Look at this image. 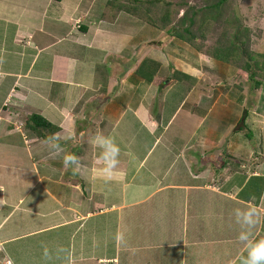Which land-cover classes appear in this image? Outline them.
Segmentation results:
<instances>
[{
  "label": "crops",
  "instance_id": "1",
  "mask_svg": "<svg viewBox=\"0 0 264 264\" xmlns=\"http://www.w3.org/2000/svg\"><path fill=\"white\" fill-rule=\"evenodd\" d=\"M23 1L24 4L18 5L17 0H0V19L8 23L5 24L9 27L6 29H16L14 39L9 38L11 43L8 48L21 51V56H18L10 69L11 73L0 69V93L4 95L0 107L11 106V111L5 114L4 110H0V156L3 160L0 164V264H90L92 259H96L90 256V249L94 248V252L98 250L109 231H112L109 236L114 237L117 230L119 236L117 240L113 238L114 241L122 239L120 226L124 209L161 199L163 189L167 191L164 200L177 204L174 181L184 175L185 171L191 174L195 170L191 169L192 165L194 167L191 163L193 160H199L195 165L201 168L205 163L212 162L214 149H217L218 154V145L221 144L218 141L219 128L231 130L233 127L223 121L227 114L223 104L210 105L207 111L200 107L190 111L183 103L168 123L158 117L153 118L152 105L146 107L144 99L138 98L142 101L139 103L134 97L137 91L134 88L137 84L134 77L137 76L139 63L138 42H128L126 46L120 38L106 40L101 25L94 23L90 26L87 23V17L99 16L97 7L103 5L98 0H44L47 7L38 16L39 22L36 25L25 21V10H39L40 7L36 5L39 0ZM16 6H19V16L16 15ZM75 16L82 18L81 22L85 23L82 25L88 28L85 32L80 31L81 35L76 37L72 29V25L76 24ZM92 27H96V30L90 36ZM42 28H45V32H42ZM43 38H46L44 44L41 43ZM21 39L26 42L22 43ZM123 46L134 50L133 57H128L129 63L125 65L126 69L121 73L113 92L109 93L110 88L104 92L103 99L106 101L102 106L106 108L103 112L95 109L97 116L92 115V112L86 111L87 106L82 107L83 102L90 98L96 100L98 96L92 92L93 89L104 91V86L98 83L110 78L100 80V76H108V72L97 76V68L100 71V66L108 68L102 65L106 56L99 54L119 55L121 58L123 52L120 48ZM77 48L82 49L80 55ZM24 49L32 50L33 58L28 59ZM4 52H0L1 58ZM89 53L92 61L83 62L84 59L89 60ZM123 56L127 57L126 54ZM79 57L82 61H79ZM3 63L0 61V66ZM47 64L50 68L48 71ZM9 66L6 65L7 71ZM112 67L115 68L114 65ZM68 83H76L77 100L72 90L67 92L70 89L67 87L71 86ZM28 113L29 118L38 115L59 128L52 132L64 138L62 141L66 149L67 144L76 136V124H81L78 133L81 138L86 134L83 130L86 125L96 127L100 123L99 130L94 133L92 127V134L87 136V140L91 141L97 133H102L112 137L120 146L119 163L111 177L104 176L99 149L90 142L82 144L76 140L75 143L79 142L80 147L84 148L82 153H76L79 154L80 168L75 173L71 168H65L61 156L55 155L44 140H39L36 135L32 137L34 126L21 117ZM206 129L208 131L203 134L202 131ZM237 134H240L239 131ZM221 140L227 141L225 138ZM162 143L163 155L148 170L145 169L144 162L148 155ZM127 145L134 147L127 148ZM149 145L151 147L146 152ZM86 148H91L90 153H87ZM229 148L232 150L231 143ZM167 155L173 157L172 164L164 165L167 169H164L163 175L142 182L146 173L150 176L149 169L156 174L159 163L166 160L164 156ZM134 158L141 159L139 167L131 164ZM12 161L25 166L15 167ZM216 163L215 158L211 165L213 171ZM141 167H144V171H140ZM221 169L222 172L227 170L225 166ZM240 187L243 186L232 187L231 191L237 193ZM145 188H151L146 193L147 197L138 196L137 190ZM106 189L110 190L111 195L106 196ZM228 195L225 194L223 199L231 201ZM114 196L119 197L120 203L114 200ZM107 199L109 202L106 204ZM222 201L218 199V202ZM105 217L111 218V222L106 221ZM102 223L105 226L100 228ZM92 227H95V231L91 242L76 241L85 233L90 234ZM227 250L230 251V248ZM233 252L227 262L240 264V257H244L246 252L241 253V256H238L240 253L237 250ZM118 258L119 254L114 260L101 257L98 263L119 264Z\"/></svg>",
  "mask_w": 264,
  "mask_h": 264
},
{
  "label": "rangeland",
  "instance_id": "2",
  "mask_svg": "<svg viewBox=\"0 0 264 264\" xmlns=\"http://www.w3.org/2000/svg\"><path fill=\"white\" fill-rule=\"evenodd\" d=\"M17 1L18 5H21L20 3L24 4L23 0ZM218 1L219 0H141L142 5L138 7L139 11L136 12L134 11L135 7L128 4L125 0H98V3L103 5V7L100 5H98L100 7H97L99 16L87 17L86 19L88 20L87 23L90 26L97 24L104 28V39L120 38L123 40V44L128 46V42L135 41L137 38L140 43L144 37L148 38V32L146 30L149 27V24L145 21L146 18L155 20L154 23H156L159 27L163 25L160 24V22L162 17L166 15V11L163 10L166 7L172 6L170 12L171 14L179 12L178 15H175L173 22L166 27V30L173 28L181 31L190 27V20H192L194 16L190 13L191 8L196 7L198 9H202L205 6L213 5ZM113 2H115V4ZM36 5L40 7L39 10H34L33 8L25 10L26 16H31V18L26 17L25 21L31 23L32 25L38 24V16H40V14L44 12V9L47 7L44 0H39V3ZM15 9L16 15L19 16V6H16ZM120 11H122V13ZM223 11H225V13L222 15L221 19L210 22L206 30H199L201 26L199 25L198 17H194L195 25L189 28L192 31L193 38L189 39L188 36H186L190 44L177 41L171 37L170 32L163 31L161 33L158 32L153 39L149 37L148 42L144 44V47H142V45H138L137 51L139 64H141L140 58L145 57V54L148 53L149 58L151 57L150 59L157 60L159 63L158 71L164 79H159L156 82V85L159 86L154 85V87H152V85H150V90H154L155 93L158 87L160 89L162 86L161 80H166L167 76L173 77L171 82L172 85L175 86L172 90H175L179 84L178 80L181 78V81L184 82L183 86H186L183 90L188 89V92L183 99V103L186 104L187 110L194 111L195 107H200L203 111H207L210 105L220 103L231 106L226 107L228 110L226 111L227 114L223 117V121L225 122L226 119L224 118L231 115L229 113H234L232 118L234 122L233 129L230 130L227 128V130H229L227 131L224 127L219 128L218 141L221 144L218 142V154L217 149H214L215 156L212 159V162L205 163L201 168L195 165V163H199V160H193L191 163L194 164V167L191 164V169L195 170L191 174L185 171V176L182 175L179 179L174 181V198L176 199L177 204L164 200L166 198L167 191L166 189H163L161 199L151 201L148 204H137L135 208L131 207L124 209L123 222L120 226L122 239L120 241H114L113 238H116L117 240L119 234L117 230H115V236H109V233L112 232L109 231L108 235L101 243L102 245L98 251L94 253L97 258L92 259L90 264H100L98 263V259L101 257H106L107 259L117 257L116 252L119 253V249L121 250V253L119 254V256H121L119 264H134V262L135 264H147L146 261H149L151 264H168V262L177 259L180 264H199L201 259L194 261L191 259V256L199 258L202 254L201 252H203V259L206 258V264H229L227 260L230 261L229 256L234 253L233 250H235V252L237 250L240 253L238 256H241V253L245 252L243 245H241V243L237 240L239 233H236L240 231V226L238 225L237 229L234 228L236 225L234 210L241 208L257 207L256 210L258 212L260 222L258 220V225L254 229V238H263L264 86L259 92L258 90H254L255 82L250 80V74L246 75L245 71H240L241 69L239 70L240 72H238L236 69L238 67H233L234 63L231 64L233 66H226L221 63L214 62L205 54L213 52L217 44L221 42L226 35H228V32L231 29V23L235 20L233 18L234 14L244 17L246 21L245 25L248 26L250 24V26L254 28V31L257 32L258 29L260 30L256 33L258 34L256 35L258 40L255 35L253 37L254 43L257 40L256 46L254 47V45L251 44V47L253 52L256 54H264V0H231L225 5ZM130 13L132 14L130 15ZM135 14H137L139 18H137V16L135 18ZM248 16H251L252 19H249ZM81 19L82 18L77 16L74 18L76 24L73 23L74 25H72V29L75 37L77 35H81L79 28L80 26H83L82 24H85L81 22ZM5 24L7 25L8 23H5L4 19L3 21L0 19V52L2 50L5 51L2 58L0 56V61L4 62L3 66H0V69H3L5 73H11L10 69H12V65L14 66L16 63L18 56H21V51L15 48H11L12 50H9V43H11L9 38H11V40L14 39L16 29L8 30L6 28L9 27H6ZM41 30L42 32H45V28H42ZM94 30H96V27L91 28L89 33L90 36L93 35ZM207 35L209 42L206 45L205 39ZM21 40L22 43L26 42L23 39ZM71 40L75 41L72 38ZM45 41L46 38H43L41 43L44 44ZM146 46L150 47V49L146 50ZM124 48L126 47L123 46L120 48V51L123 52L121 58L119 55L107 56L105 54H99L106 56L102 65H105L108 68L103 69L104 67L100 66L101 71L97 68V76L105 75V73L108 72V76H100V80L106 77L110 78L103 79L101 83L100 81L98 83L99 86H104V91L101 89L97 90L96 88L93 89L92 92L98 96L96 100L94 98H90L83 102L82 107L87 106L85 108L88 113L92 112V115H96L95 109H100V111L103 112L106 108V106H102V104L106 101V99H103L104 92L109 88V93L113 92L119 82L121 73H124L123 71L126 69L125 65L129 63L128 57H133L134 54L133 49L128 50V48H126L125 50ZM77 50L80 55L82 49L77 48ZM143 50H146V52H143ZM200 50L202 51L201 54L199 53ZM24 51V54H26L28 59L33 58L34 52L32 54V50L24 49ZM52 54L57 55L56 52H53ZM125 54L127 57L123 56ZM90 56L91 54L89 53V60L84 59L83 62L86 61L90 63L92 61ZM260 57L256 58L257 60L263 62V59ZM44 58L45 57H43L40 62L41 68L44 64ZM245 58H247L246 55ZM79 61H82L80 57ZM244 63L245 61L243 62L242 60L241 64ZM6 65H10L9 71H7L8 67H6ZM112 65L115 66L114 69ZM46 70H50L48 64ZM241 72L245 75L241 76ZM253 72L256 76V80H262L264 82V76L260 74L261 72L254 70L251 73ZM183 74H185V76ZM69 84L71 86L67 87L70 88L67 92L72 90L75 94L74 99L77 100L78 89H75L76 83H68V85ZM138 85L139 82L137 81L136 87L134 88L136 90L138 88L140 91V87H138ZM4 88L5 86L3 87V90H5ZM83 88L85 89L84 85ZM141 89L144 88L141 86ZM2 97H4V95L2 96L0 93V105ZM134 97L137 98V100L139 98L138 96H135V94ZM14 99L17 100L18 97H14ZM143 99L146 107L151 106L149 104L152 103V111L154 114L153 118L157 119L163 109L159 96L155 97L153 100ZM139 103H142V101H139ZM7 104L8 103H6V105ZM175 109L176 104L172 110L174 111ZM0 110H4L3 114H5V112L9 110L11 111V106L9 105L4 108L1 106ZM246 111L248 118L246 117L247 120L245 122L249 128L247 130L252 131L255 137L253 144L249 142L243 131V127L245 125L242 122V118L244 112ZM169 113L170 114L168 115H172V111H169ZM163 115L165 116L164 113ZM29 116L30 114L28 113L21 117L22 119H25L24 121H28L30 119ZM26 123L24 124L26 125ZM99 126L100 123H98L96 127H93L92 124L86 125L83 128L86 134L80 138L78 133L81 131V124H76V128L78 127L77 133H75L76 136L74 140L67 144V149L63 146L64 149L72 154L74 153L78 157L79 154L76 153L78 151H81L80 153L84 151V148L80 147V143L83 144L84 142H90L87 140V136L92 134L90 130L93 127L94 133L99 130ZM240 127H242L241 129L243 130L241 133L239 132L240 134H237L236 132L239 131L238 129ZM212 130L213 129H211V131ZM206 131L208 130L206 129L202 131V133L205 134L204 132ZM51 134H53L52 130L46 127H41L34 130L32 137L36 135V138L38 137L39 140L45 141L46 137ZM224 138L227 141L221 140ZM63 139L64 138L62 137V140ZM62 140L61 143L63 145ZM76 140H79L80 143H75ZM151 142L153 141H150V143ZM230 143L232 144V150H229ZM22 145H24V142ZM133 147V145H127V148L132 149ZM150 147L151 145L147 147L146 152ZM225 147H227V149ZM90 150L91 148H86L87 153H90ZM127 150L129 151V149ZM162 150L163 143L161 146L159 145V147L156 146L150 152L144 162L145 169L148 170V168L155 164V160L163 155L161 153ZM164 157L167 159L159 163V167L156 169V174L152 169H149L150 176L146 172L141 174L144 175L146 173L141 179L142 182L148 181L149 179L153 180L156 176L160 178L159 176L163 175L164 169H167V167L164 168V165L166 164L168 166L172 164L173 158H170L168 155ZM215 158L217 160V166L215 165V170L217 172L215 170L214 171L217 175H215L214 171L211 169V165L213 164ZM140 161L141 159L134 158L131 164L139 167L141 164ZM1 163H3V160L0 156V164ZM12 163L15 167L25 166L23 163H16L13 161ZM222 166H225L228 171L224 170L222 172ZM144 167H141L140 171H144ZM198 167L200 169H198ZM198 171L200 172L197 174ZM86 176L89 178L87 174ZM253 177H257L261 182L259 181L257 185L255 183L252 185L250 184L249 187H247ZM168 181L170 182V178ZM236 186L243 187H240L239 190H237V193H233L231 189L232 187L236 188ZM148 189L151 188L137 190V195L140 197H147L148 194L146 193H149ZM255 189H257L256 192L252 193L251 190L254 191ZM106 191V196L111 195L109 189H106ZM225 194H230L231 198L229 195L227 197L235 204H240L239 199L237 200V196L239 194H243V197L250 195V198L245 199V202L249 200H252L253 202L245 204L246 207L239 205L241 208H237V205H234L233 202L231 203L229 199H223ZM218 199L223 201L218 202ZM114 200L117 203H120L119 197L114 196ZM28 202L30 203V201ZM108 202L109 199L106 200V204ZM23 216H25V214H23ZM105 220L111 222V218L105 217ZM103 226H105L104 223L100 225V228ZM94 231L95 227H92L90 229V234L85 233L82 238H76V241L91 242V237ZM192 245H194L195 253H191ZM227 248H230V251L227 250ZM242 258L243 255L240 259ZM107 264L111 263L107 262Z\"/></svg>",
  "mask_w": 264,
  "mask_h": 264
},
{
  "label": "trees",
  "instance_id": "3",
  "mask_svg": "<svg viewBox=\"0 0 264 264\" xmlns=\"http://www.w3.org/2000/svg\"><path fill=\"white\" fill-rule=\"evenodd\" d=\"M57 1H60V0H57ZM125 1L128 2V4L132 5L133 7H135L134 11H136V12L139 11L138 7H140L142 5L141 4V0H125ZM229 1H231V0H219L217 3H215L213 5L205 6L202 9H198L196 7L191 8L190 9V13H192V15H194V16H193L192 20H190V27L195 25L194 17L195 18L198 17V22H199V25L201 26V28H199V30H206L208 28L207 26L209 25L210 22L217 21L218 19H221L222 15L225 13V11H223V8L225 7V5ZM113 3L115 4V2H113ZM171 8H172V6H168L165 9H163L164 11H166V15L164 17H162L160 24H163V25L160 26V27L157 26L156 23H154L155 20L146 18L145 21L149 24L148 25L149 27L146 30L148 32V38L151 37V39H153V37H155L158 32L161 33V32L164 31V32H170L171 33V37L173 39L177 40V41H182V42L189 43V41H188L186 36H188L189 39L193 38L192 31H191V29H189L190 27L189 28H185V29H183L181 31H179L178 29H173V28L166 30L167 29L166 27L173 22V19H175V15L179 14V12H177L175 14H171L170 13L171 12ZM117 11H118V9H117ZM120 12L122 13V11H120ZM131 14L132 13H130V15ZM136 16H137V18H139L137 14H135L134 17L136 18ZM134 17H132V18H134ZM233 18L235 20L231 23V29L228 32V35H226L221 40V42H219L217 44V46L213 50V52L205 54V55H207L208 58H211L214 62L221 63L222 65H226V66L227 65H230V66L234 65L233 67H235V68L238 67L239 68V69L236 68L238 70V72L243 70V71L246 72L245 73L246 75L250 74V80L255 82L254 90H258V92H259L260 90H262V88L264 86V82L262 80H256V76L254 75V72L253 73H251V72L254 71V70H257V71L261 72L260 74L262 76H264V54L259 55V54H256L255 52H253L251 44H253L254 47L256 46V43H257V40H258V38L256 36L258 34H256V33L258 31H260V30L258 29L257 32H256V31H254V28H252L250 26V24L248 26H246L245 25V22H246L245 18L240 16V15H235L234 14ZM248 18L252 19L251 16H248ZM225 25H226V21H225ZM87 30H88V28L85 25L80 26V31L85 32ZM254 35H255V37L257 39L255 41V43H254V38H253ZM148 38L144 37L141 40V43L138 42V40H139L138 38L135 41L138 42L139 46L142 45V47H144L145 46L144 44H146L148 42ZM205 42H206V45L209 42L208 41V35L206 36ZM145 49L149 50L150 47L146 46ZM146 50H143V52H146ZM201 52L202 51L200 50L199 53L201 54ZM143 54H145V53H143ZM148 54H145V57L140 58V63L141 64L138 63V65H137V67H138L137 68V70H138L137 71V76H135L134 78L136 79V81L139 82L138 87H140V91L137 88L135 96H138L139 99L145 98V99H151V100H153L155 97L159 96V100L162 102L161 106L163 107V110H162V113L160 115H158V118H159V120L163 119L164 123H168L169 120L171 119V117L173 116V114L176 113L177 108L181 104H183V101H184L183 99L185 98L184 96L187 94L188 89L183 90L186 86H183L184 82L181 81V78H180L178 80L179 84L177 85L176 89L172 90L173 87L175 86V85H172V82H171L173 77L172 76H167L166 80H161V85L162 86H161L160 89L158 87V89L156 90L155 93H154V90H150L149 89L150 85L159 86V85H156L157 84L156 82L159 79H164V78H163V76H161L159 74V71H158L159 63L157 62V60L150 59ZM245 55H246L247 58H245ZM256 57H260L261 59H263V62L257 60ZM242 60H243V62L245 61L244 64H241ZM133 63H135V62H132V64ZM231 64H233V65H231ZM245 74H243L241 72L240 75L242 76V75H245ZM183 75L185 76V74H183ZM188 77H190V76H188ZM141 86L144 89H141ZM138 91H139V93H138ZM150 104L152 105V103H150ZM175 104H176V109L173 111L172 109H174ZM218 105H221V103L218 104ZM183 106H185V104ZM224 106H225L224 108L231 107V106H228L226 104ZM152 109H153V106H152ZM227 110L228 109H225V111H227ZM169 111H172V115H168V114H170ZM163 113L165 114V116L163 115ZM229 114H231V115H229L226 118L225 122L230 123L232 125V127H233V123L234 122H233L232 118H233V114L234 113H229ZM246 117L248 118L247 111L244 112L243 118H242V122L245 125L244 127L242 125L244 130L241 129V128H239L238 130H239L240 133L243 130L244 133H245V136L249 140V142L250 143H254V141H255L254 134L252 133V131L247 130L249 128L247 127V125L245 123V121L247 120ZM235 121H237V120H235ZM28 122L30 124H32L35 129L41 128V127H46V128H49L52 131H58L59 130V128L53 126L44 117H41V116H38V115L31 116V118L29 119ZM245 127H247V128H245ZM259 181L260 180L257 177H253L250 180V183L248 184L247 187H249L250 184L252 185L254 183L257 185ZM256 190L257 189H255L254 191L251 190V192L255 193ZM259 190H260V186H259ZM249 198H250V195H247V196L243 197V194H241V195L239 194L237 196V200L239 199L240 204H235L232 200L230 202L231 203L233 202L234 205H237V208H241L239 205H242L243 207L244 206L246 207L245 204H247L249 202H253L252 200H249V201L245 202V199H249ZM243 201L245 202V204L243 203ZM255 208H257V207L255 206ZM258 220L260 222V218H258ZM234 228H236V229L238 228V224L237 223H236ZM238 233L239 232H237L236 234H238ZM263 238H264V235H263ZM202 246H204V245H202ZM205 247H206V245H205ZM90 251H91L90 252V256L96 257V255L94 253H96L98 250H95V252H94V248H91ZM194 251H195L194 250V245H192L191 253L192 252L195 253ZM201 253L202 254H201V256L199 258L191 256V259L194 260V261L201 259L199 264H206V262H205L206 258L203 259V252H201ZM117 254H120V251H119V253L116 252V255ZM120 258H121V256H119V258H118L119 261L121 260ZM113 260H114V257H113ZM146 262H147V264H151L149 261H146ZM169 263L180 264L178 259L170 261V262H168V264ZM111 264H114V263H111ZM134 264H135V262H134Z\"/></svg>",
  "mask_w": 264,
  "mask_h": 264
},
{
  "label": "clouds",
  "instance_id": "4",
  "mask_svg": "<svg viewBox=\"0 0 264 264\" xmlns=\"http://www.w3.org/2000/svg\"><path fill=\"white\" fill-rule=\"evenodd\" d=\"M61 140L62 137L59 133H53L46 137L45 143L55 155L61 156L63 166L71 168L75 173L80 168V160L75 154L65 152ZM90 143L99 149L103 174L106 178H110L119 163L120 146L112 137L102 133L93 136ZM234 216L236 223L240 226L237 240L243 245L246 252L240 264H264V238H254V229L258 224L256 208L235 209ZM0 251H2L1 248ZM45 254L47 255V253Z\"/></svg>",
  "mask_w": 264,
  "mask_h": 264
}]
</instances>
